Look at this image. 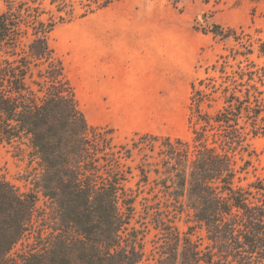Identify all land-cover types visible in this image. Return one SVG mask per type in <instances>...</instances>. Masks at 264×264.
<instances>
[{
	"label": "trees",
	"instance_id": "16d2710c",
	"mask_svg": "<svg viewBox=\"0 0 264 264\" xmlns=\"http://www.w3.org/2000/svg\"><path fill=\"white\" fill-rule=\"evenodd\" d=\"M115 1L3 0L0 144L36 166L28 191L0 179V264H264V180L242 183L264 135V66L234 68L225 54L208 67L192 83L190 140L136 132L117 144L114 129L89 123L50 43L58 25ZM213 32L244 46L235 59L253 53L236 30ZM237 154L249 158L238 165ZM27 236L29 251L11 256Z\"/></svg>",
	"mask_w": 264,
	"mask_h": 264
},
{
	"label": "rangeland",
	"instance_id": "374dc122",
	"mask_svg": "<svg viewBox=\"0 0 264 264\" xmlns=\"http://www.w3.org/2000/svg\"><path fill=\"white\" fill-rule=\"evenodd\" d=\"M176 1L177 4L174 5L170 0H120L107 9L108 15L101 16L102 10H98L84 18L58 25L50 36V43L56 54L66 63L67 76L78 78L79 55L86 47L84 40L93 39L94 29L97 27H109L111 22L114 27L120 26L119 18H121L125 19L128 27H139L144 33L158 30L166 36L168 47L173 46V35L180 33L183 40L181 45L176 42V50L180 51L184 64L186 62L193 64V69L187 77L190 83L205 77L206 69L225 54L229 55L227 59L234 68H237L240 61L247 63L246 59L259 67L264 66V56L259 54L257 42L258 39L264 40V0ZM4 8V2L0 0V11ZM78 11L80 12L81 9ZM214 25H221L225 30H236L241 37L248 40V43L254 40L253 53L249 54L248 58L241 54H238L236 59L232 57V49L233 53L235 50L240 53L244 51V46L233 37L222 38L215 35ZM89 42L87 49L94 51V42ZM190 83H184L182 106H179L178 100L175 104L170 100L160 103L161 113L155 125L151 126L155 134L191 139L189 116L192 88ZM188 89L189 93L186 94ZM204 109L212 111L206 105ZM88 120L92 124L96 121V117L90 116ZM144 126L135 123L128 129L115 132V143H127L129 137L135 134L134 129L144 128ZM251 147L256 154L252 156L250 165L242 175L245 177L242 182L245 185L258 179L264 180V135L253 138ZM134 158V161L130 162L133 166L140 161L137 151ZM243 158L249 157L242 154L236 155L238 165L244 164ZM29 161L28 155L20 152L15 146L0 144V179L9 181L22 192L28 191L31 183L26 178L27 171L36 166L35 162L31 164ZM39 205L41 208L49 209L45 206L43 199L40 200ZM187 219V212H185L178 221L182 232L187 231ZM155 232L152 230L145 239L148 256L154 248ZM199 234L201 232L197 233ZM197 235L194 238H197ZM33 241L32 236L25 237L13 247L10 255L16 257L28 252ZM146 263L147 261H144L140 264Z\"/></svg>",
	"mask_w": 264,
	"mask_h": 264
},
{
	"label": "crops",
	"instance_id": "0c3cea01",
	"mask_svg": "<svg viewBox=\"0 0 264 264\" xmlns=\"http://www.w3.org/2000/svg\"><path fill=\"white\" fill-rule=\"evenodd\" d=\"M111 5L101 9L100 15H108ZM119 20L118 27L111 22L109 27L94 29V38L89 39L94 42V51L87 49L89 41L84 40L86 47L79 55L78 78H68L86 118L96 117L93 125L118 132L137 123L149 128L139 127L134 133H154L151 128L161 113L162 101L175 104L178 100L182 106L184 83H190L187 77L193 64H184L176 50V42L181 45L183 40L180 33L173 35V46L168 47L166 36L158 30L144 33L139 27H128L125 19ZM64 65L67 70L65 62Z\"/></svg>",
	"mask_w": 264,
	"mask_h": 264
}]
</instances>
